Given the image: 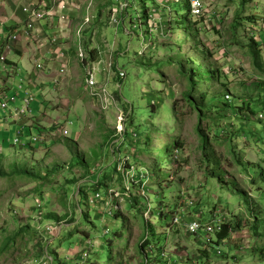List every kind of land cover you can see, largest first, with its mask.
<instances>
[{"label":"rangeland","instance_id":"1","mask_svg":"<svg viewBox=\"0 0 264 264\" xmlns=\"http://www.w3.org/2000/svg\"><path fill=\"white\" fill-rule=\"evenodd\" d=\"M172 1L90 0L88 9L84 4L71 10L78 20H70L69 35H58L67 71L55 90L48 85L57 104L44 120L47 126L28 135L18 130L25 145L32 134L47 133V139L65 126L69 136L23 148L14 144L17 131H0L5 173L0 174V264H80L70 251L89 237L104 242L90 256L96 264L156 262L148 246L157 239L166 247V260L177 241L191 255L198 251L196 264H264V0H213L218 20L204 25L206 17L195 21L189 13L188 0ZM252 44L260 53L259 65ZM79 46L89 59L100 53L107 64L112 61L108 88L114 99L96 100L84 90L87 67ZM120 71L125 76L118 77ZM33 95L37 102L31 109L37 115L43 100L39 91ZM121 114L127 134H139L136 152H131L133 142L120 144ZM130 153L149 171L146 199L133 208L120 199L117 209L126 220L119 218L117 228L104 223L101 207H90L88 199L94 198L92 181L98 174L103 195L109 187L120 191L117 159ZM22 169L28 174L13 173ZM237 189L249 195L248 202ZM132 191L137 195L139 187ZM181 191L186 200L180 199ZM38 199L45 204L46 227L53 233L61 227L60 232L38 231L30 213ZM179 199L186 216L193 215L191 201L197 202L190 205L194 210L200 206L203 219L220 210L226 225L238 232L236 238L228 234L220 244L213 235L217 242L208 247L206 234L184 237L176 228L178 240L167 212L182 214L175 206ZM107 226L110 233L104 235ZM178 251V257L189 259ZM156 253L160 258L161 250Z\"/></svg>","mask_w":264,"mask_h":264},{"label":"built area","instance_id":"2","mask_svg":"<svg viewBox=\"0 0 264 264\" xmlns=\"http://www.w3.org/2000/svg\"><path fill=\"white\" fill-rule=\"evenodd\" d=\"M178 0H174L172 2H176ZM55 3L57 5V9L62 11L67 5L68 1L66 0H55ZM54 4V3H53ZM52 4V5H53ZM50 4L41 5L37 7L36 5L32 3L25 4L22 9L27 14V20L25 21V24L23 26L22 32L26 37H30L33 34L37 33L36 28V22L41 21L44 19L53 18L54 15L57 13V11L53 9V6ZM189 5V13L193 17V19L199 20L201 17H206V19L212 18V16L215 17L216 11L215 6L213 5V0H188ZM116 12L115 11L112 15L113 21H116ZM218 16V14H217ZM89 17L86 18V22L89 21ZM3 28V24L0 22V31ZM80 29L77 31V35L79 34ZM80 38V35L78 36ZM18 39V34L14 33V35H11V40L16 41ZM49 40L52 43H59V38L57 36L49 38ZM8 49L11 48L10 44L7 45ZM59 55L65 56L64 51L60 48ZM78 56L80 59L86 60V67H87V73H86V79H85V85L84 89L94 98H103L106 97L108 99V96L110 98L114 99L111 95L108 84L109 79L111 75H113L111 68L113 66L112 61H109V64L106 63V61L100 56V53L95 59H89L87 57V54L85 53L84 49L79 46L78 47ZM7 57L4 54H0V63L4 65V70L6 72L10 71V67L7 65ZM109 65V66H108ZM42 63H38L37 67L42 68ZM68 62L66 60H62L60 64V70L59 74L61 76H64L67 71ZM125 76V73L123 71H120L118 74V77ZM103 96V97H102ZM34 95L31 91L26 92V96L23 98L22 105L19 107H15L13 109L10 108L11 104L16 102V97L13 95H6L5 93H2L0 95V110L6 112L9 111L10 115L13 119L18 120L22 119V117H26L32 113L31 105L34 101ZM100 100V99H99ZM106 102V101H105ZM0 116V121H1ZM124 123H123V116L122 114L118 118V132L120 134V144L122 142L130 141L129 143H132V147L134 149L131 150V152H136L135 144L138 143L139 140V134L133 130L131 132H127L123 129ZM69 127L65 126L62 127L60 130H56L54 132H50L51 134L48 136V140L50 141H56L55 138L60 135L63 136H69ZM58 132V133H57ZM23 131H17V137L14 140V144H19L21 147L25 148L26 146L34 144H43L48 143L45 136L46 134H32L31 142L28 145H25L20 137L23 136ZM49 134V133H48ZM126 134V135H125ZM128 139V140H127ZM128 143V142H127ZM117 150H114L113 152H119ZM133 154V153H132ZM135 154V153H134ZM134 154L131 156V153L128 155L120 156L118 160V164L116 166V176L118 181L121 179L122 186H120V191L116 192L113 188H108L103 195L100 189H96L94 191L95 195L94 198L88 199V204L92 208H98L101 207V210L104 212V215H102V218H100L104 223H109L111 226L114 225L118 228V224L113 222V211L114 209L118 208V203L120 199L122 201L132 199L134 196H138L139 198H145L146 199V189H147V182L149 179V171L142 167L140 164V161L135 160ZM175 154H173L174 156ZM131 156V157H130ZM116 159V157H115ZM133 160V162L131 161ZM139 162V163H138ZM141 166L142 168H139ZM151 177V175H150ZM98 183V182H97ZM139 187V191L136 194H133V191L135 188ZM182 195H184V192L182 191ZM118 201V202H117ZM117 203V205H114V203ZM191 206L197 205V202H189ZM45 204L42 199L36 200L34 202L33 208L30 211L31 217L33 219V222L37 225L38 231L40 229H43V232H45L47 235H53L57 232V229L61 230V227H57L56 231L53 233V230H51L50 227H46V224H44V216H45ZM168 214L171 213L173 215L172 217V226H176L180 229H182L187 235H199L200 233L206 234L207 237V244L210 247L211 245L216 244V240L212 238L213 235H217L218 233H222L224 230V225H226L224 217H222V212L220 210H214L210 218L203 219V211H198L194 218L192 220L186 221L183 219V216L181 213H177V211L171 212L168 210ZM112 222V223H111ZM110 233V229L107 226L104 229V235H108ZM238 232L233 230L231 227L228 229V234L231 237L236 238V234ZM222 244L225 242L224 240H219L218 243ZM217 244V245H220ZM104 245L103 240L101 239H91L86 238L84 242L78 246L76 251H70V254L80 259V264H85L90 261V256L94 253H96L98 250L102 249ZM205 245V246H206ZM244 247H248L247 244H243ZM242 246V247H243ZM207 249V248H206ZM204 249V250H206ZM244 249V248H243ZM208 250V249H207ZM209 251V250H208ZM218 254L220 252L218 251ZM187 261V259H184V261ZM53 262V261H52ZM52 262L45 261L43 264H52Z\"/></svg>","mask_w":264,"mask_h":264},{"label":"crops","instance_id":"3","mask_svg":"<svg viewBox=\"0 0 264 264\" xmlns=\"http://www.w3.org/2000/svg\"><path fill=\"white\" fill-rule=\"evenodd\" d=\"M66 1H68V5L62 11H60L57 9L58 7L55 3V0H0V22L3 24V28L0 31V54L2 53L7 57V65L8 67H10V71L6 72L4 70V65L0 63V95L2 93H5L6 95H14L16 97V102L11 104L10 106L11 109L22 105L23 98L26 96L27 90L31 91L33 94H36V92L39 91L42 97L41 99L43 100V103H41L40 105L41 108H39V104L37 106L39 111V114L37 115L36 112L32 110V113L30 115L22 117V119L15 120L11 117L9 111H3L4 118H2L3 120L0 121V131H2L3 128L4 130L9 128L14 129V132L18 130H23L25 134L28 135L33 133L34 131H38L40 126H42L40 128H44L45 126H47L45 125L44 120L48 116V114L51 113L54 106L57 104L53 103L54 98L51 97V90L50 86L48 85L52 84V89L55 90L56 87L62 83L60 78L62 76L59 74L60 64L63 59L69 62L67 53L65 52L66 50L63 48L60 42L52 43L49 38L55 36L58 37L59 34L69 35V32L71 31V29L69 28L70 20H72L73 22V20H78L79 17L76 16L77 11L71 10L75 8L78 9L79 6L84 4V8L88 9V4L91 3L90 0ZM162 1L163 0H159V4H161ZM27 3H32L37 7L46 4L52 5L54 3L52 5L53 9L54 11H57L53 18H47L41 21H37L35 23L37 33L33 34L30 37H26L22 32L25 21L27 20V14L23 11L22 7ZM215 11V17L212 16V18H210L209 20L205 19L204 21H202V25H204V23L208 24L209 21L218 20L217 13H219V9H217L216 6ZM60 14L66 15V17H69V20H63ZM157 21L160 23L162 22V20H159L158 18L156 19V23ZM166 22L163 23H165L166 25ZM149 23L153 24L155 22L154 20H151L149 21ZM121 24H124V22H119V25ZM163 27L165 26L163 25ZM14 33L18 34V39L16 41L11 40V35H14ZM232 33H234L233 30ZM87 34H89L88 31L86 32V35ZM8 43L11 46L10 49H8L7 47ZM94 47L99 48L98 46ZM60 48L64 51L65 56L61 57L59 55ZM100 56L102 55L100 54ZM38 63H42V68L37 67ZM36 99L33 101L31 107L35 104V102H37ZM55 101H59L58 103H60V101H62V98L61 100L57 98L55 99ZM180 194H182V191L180 192ZM185 198L187 197H184L183 195L180 199L186 200ZM180 199L175 204L178 210L181 208ZM201 199L202 195L200 194L199 200L201 201ZM188 208L193 212V215L186 216V207L180 209L182 212L181 215L186 221L192 220L194 218V214L198 210H202L200 206L197 207V210H194V207H190V204ZM208 218H210V216ZM171 228L172 232H174L176 236L179 237L178 240H180L181 233L184 235V237L187 235L183 230L176 226H171ZM176 228L181 231L180 234H177L175 232ZM177 244L178 243L176 241L175 246L172 249H169V259L166 260V258H164L166 247H163L159 243L158 239L157 241H153V244L149 245L148 247L151 249V251H153L152 255L153 257L157 258V261L155 262V259H151V264H179L177 259L181 260L184 263V259L186 258L178 257L179 249L180 251L185 252V254L189 256V259H187L188 263L185 262L186 264H196L198 262V259H200L201 257L200 254L197 253L198 251H194L196 252V254L191 255L187 253V246L182 244L180 248L177 247ZM157 249L161 250L160 258H158L157 256ZM198 249L200 248H197L196 250ZM200 250L202 251V249ZM171 252H174L175 254ZM150 258L151 257L149 256V259ZM129 263L133 264L131 261ZM90 264L96 263L90 261ZM117 264H128V262L126 263L121 261ZM140 264H148V260H144V262H140Z\"/></svg>","mask_w":264,"mask_h":264},{"label":"trees","instance_id":"4","mask_svg":"<svg viewBox=\"0 0 264 264\" xmlns=\"http://www.w3.org/2000/svg\"><path fill=\"white\" fill-rule=\"evenodd\" d=\"M251 54H252V57H253V59H254V62L256 63V64H258L259 65V62H260V53H259V51H258V49L252 44L251 45ZM90 56V55H89ZM96 57H93V56H91L90 57V60L91 59H95ZM193 75V74H192ZM191 79H193L192 81H194V78H193V76H191ZM225 99H229V96L227 95V97L225 98ZM237 102H234V104H233V106H235V107H239V108H241L242 106H241V104H236ZM264 104V103H263ZM252 113H255V110L254 109H251L250 110ZM206 142H207V140L205 139L204 140V145L206 146ZM163 152H164V150H163ZM161 158H163V157H161ZM13 173H17V174H21V175H26V174H28V171H26L25 169H22L21 171H18V172H13ZM0 174L1 175H4L5 173H3L2 172V170L0 169ZM97 174V173H96ZM151 174V173H150ZM5 176V175H4ZM96 177L98 178L99 177V174L98 175H96ZM97 178H95L93 181H92V183L94 184V186L97 188V189H100V187L102 186V184H101V182L97 179ZM98 182V183H97ZM95 184H97V185H95ZM237 191L240 193V194H243L244 196H246V199H247V202H248V196L249 195H247V193L246 192H244V191H242V190H238L237 189ZM141 198H139L138 196L137 197H132V199H128L127 201H129L130 202V204H132V208L133 207H135V206H133L134 204H137L138 205V207H140V205H142V203H141V200H140ZM133 200V201H132ZM132 201V202H131ZM138 210H139V208H137ZM160 215H163L162 213L160 214ZM163 217V216H162ZM119 218H122L123 219V222H124V224H125V218L123 217V215L121 214V212L118 210V209H114V211H113V219H115V221L116 222H118L117 220L119 219ZM228 229H229V226H227V225H224V230H223V232L222 233H218L217 235H216V237H217V239H219V240H223V239H225L226 237H227V235H228ZM152 230V229H151ZM118 233V232H117ZM116 233V234H117ZM147 238V237H146ZM147 240H148V238H147ZM110 242L111 241H109V243L108 244H110ZM111 245V244H110ZM204 251H206V250H204Z\"/></svg>","mask_w":264,"mask_h":264}]
</instances>
